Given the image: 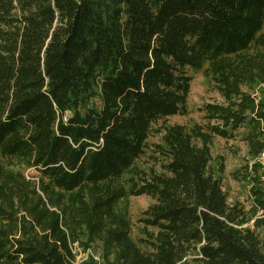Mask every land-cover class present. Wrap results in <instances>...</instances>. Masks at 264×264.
I'll return each instance as SVG.
<instances>
[{"label": "trees", "instance_id": "16d2710c", "mask_svg": "<svg viewBox=\"0 0 264 264\" xmlns=\"http://www.w3.org/2000/svg\"><path fill=\"white\" fill-rule=\"evenodd\" d=\"M186 68L222 101L156 129L144 167L153 126L188 113ZM241 128L250 209L210 170ZM263 150L264 0H0V264H76L75 242L105 264H264Z\"/></svg>", "mask_w": 264, "mask_h": 264}, {"label": "rangeland", "instance_id": "374dc122", "mask_svg": "<svg viewBox=\"0 0 264 264\" xmlns=\"http://www.w3.org/2000/svg\"><path fill=\"white\" fill-rule=\"evenodd\" d=\"M188 75L193 77L190 86V92L188 96L187 108L188 113L185 115H174L168 117L165 121H160L153 126V130L148 139V145L145 148V154L140 159L139 163L144 167L156 165V168L160 169L157 165L158 160H161V156L156 152L157 144H163L162 135L156 132V129L161 127L162 124L180 123L186 125L188 128L192 127L195 123H207L204 117L205 112L201 109L206 103L221 102V95L214 89L213 83L209 81L204 72L196 71L192 68H186ZM255 94L258 96L261 94V86H256ZM244 129L241 128L236 132V135L232 139H225L220 136H215L211 145L212 161L210 164V170L215 173H220L221 163L224 164V172L220 173L223 179V188L228 195V201L231 204L241 203L245 209H250L253 205V197L250 193L249 184L244 178L246 175L245 165L248 161V146L244 137ZM263 162L264 168V154L258 158ZM256 158L250 161L260 164L261 162ZM259 169V165H258ZM28 177L37 178L38 172L34 169L28 168L25 170ZM258 176L260 174L258 171ZM154 202V199L148 195L134 196L130 198L131 203V218L133 222V233L137 237L139 219L142 217L143 210L147 206ZM262 212L260 211L259 214ZM98 252L100 248L94 246Z\"/></svg>", "mask_w": 264, "mask_h": 264}, {"label": "built area", "instance_id": "2783aa9c", "mask_svg": "<svg viewBox=\"0 0 264 264\" xmlns=\"http://www.w3.org/2000/svg\"><path fill=\"white\" fill-rule=\"evenodd\" d=\"M264 154V150L257 156V159L261 157ZM259 160V159H258ZM262 164V167L259 165V174H260V180L264 184V168H263V162L259 160ZM72 252L75 255V262L76 264L81 263L82 261L88 259V257L94 258V260L97 262V264H105L98 252H95L93 248L89 247L88 249H85L83 246L80 245L79 242H75L72 245Z\"/></svg>", "mask_w": 264, "mask_h": 264}]
</instances>
